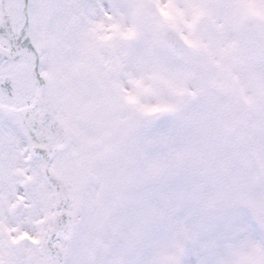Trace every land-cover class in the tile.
<instances>
[{"label":"snow or ice","instance_id":"obj_1","mask_svg":"<svg viewBox=\"0 0 264 264\" xmlns=\"http://www.w3.org/2000/svg\"><path fill=\"white\" fill-rule=\"evenodd\" d=\"M0 264H264V0H0Z\"/></svg>","mask_w":264,"mask_h":264}]
</instances>
